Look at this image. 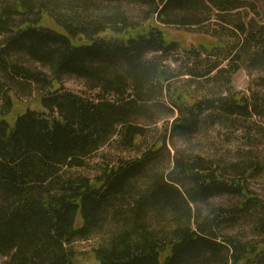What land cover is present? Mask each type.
<instances>
[{
  "label": "trees",
  "instance_id": "1",
  "mask_svg": "<svg viewBox=\"0 0 264 264\" xmlns=\"http://www.w3.org/2000/svg\"><path fill=\"white\" fill-rule=\"evenodd\" d=\"M128 2L145 7L148 23L123 14L118 5ZM173 27L202 30L212 41L184 46L170 38ZM177 51L196 60L194 70L216 60L191 74L207 84L200 92L172 86L179 76L161 56ZM244 67L260 72L256 82L264 86V16L256 0H0L4 264L90 257L96 264H264V241L224 233L252 218L253 233L264 236V198L249 186L262 173L260 159L235 149L222 165L177 153L173 170L160 172L157 164L171 155L168 134L149 141L162 122L173 121V137L191 138L262 117L264 95L232 85ZM69 78L95 95L67 91ZM14 88H37L43 111L13 117ZM113 142L139 156L103 166L94 178L74 172ZM225 197L236 202L202 207ZM97 234L108 237L91 252L74 248Z\"/></svg>",
  "mask_w": 264,
  "mask_h": 264
},
{
  "label": "rangeland",
  "instance_id": "2",
  "mask_svg": "<svg viewBox=\"0 0 264 264\" xmlns=\"http://www.w3.org/2000/svg\"><path fill=\"white\" fill-rule=\"evenodd\" d=\"M256 1L258 2L260 10L264 16V0ZM118 6H120L123 14L135 21V23H139L141 25L148 23L144 21L146 20V9L145 7H142V5L134 2H128ZM158 25L162 26L161 24ZM197 31H199V29L192 30L179 27L168 29L170 38L178 40L184 46H197L201 42H208L210 44L212 39L209 36L200 33L202 30L199 33H196ZM224 40L226 43L235 42V39L230 36H225ZM161 60L164 61L165 65L170 66L175 71L177 76H179L178 80L171 83L172 86L181 88L182 90L188 92H200V90L207 86L204 82H196L191 74L208 70L216 61L213 57L207 58V61L202 64L199 63L198 69L194 70L196 68V60L194 58H190L182 51L164 54L161 56ZM24 63H27V60H24ZM227 64L228 63L225 62L223 67H226ZM259 75L260 72L249 70L244 67L239 72L234 74L232 85L235 90L241 94H250L251 91H256L263 96L264 86H258L260 83L256 82ZM62 86L67 91L79 96L90 97L95 95L88 90L83 80L69 78L62 83ZM208 87L212 88V85ZM14 94L15 105L12 108V111H14L13 117L25 114L27 111H43L38 98L41 96V93L38 92L37 88L32 89V91H29V89L24 91L22 89L14 88ZM169 99L170 92L166 94V103L170 101ZM4 105L5 103H3L0 98V109H2ZM0 111L5 112L7 109ZM172 122L173 121L169 123L162 122L157 128L152 127L150 130L151 132L149 133L150 142H154L165 133H167L169 137L168 149L171 155L166 154L164 159L157 164L156 167L160 170V172L173 170V158L177 155V153L180 154V157L191 154L193 156L201 155L207 158L222 161V165H224L225 162H227L228 157L233 155L235 149H241V151H245V153L251 151L258 157V159H260L264 166V115L262 117L243 120L242 123L234 124V122H229L222 124L220 127L213 126V128L210 127L191 138L173 137L170 130ZM256 134H259V138H256L257 140L255 139V137H257ZM138 156L139 154L137 151L123 150L115 142H113L91 157L87 162L88 164L86 168L75 170L74 172L94 178L102 174L103 166L116 165L122 159H132ZM261 172L262 173L260 175H256L249 180V186L253 192L264 198V167ZM235 202L234 198L225 197L211 200L208 204L202 205V207L205 211H207L210 205L228 206L231 204L233 205ZM251 219L247 220V218H245L236 225L227 227L224 230V233L233 236L239 234L241 240L245 242L255 243L258 241H264V236L261 237L258 234L253 233L254 224H252ZM79 224L81 223L79 222ZM107 237L108 236L105 234H97L88 241H77L73 246L80 253H89L94 248H97L101 244L105 243ZM90 258H85L84 260L86 261H83L82 264H96V262ZM6 261L7 258H0V264H4Z\"/></svg>",
  "mask_w": 264,
  "mask_h": 264
}]
</instances>
